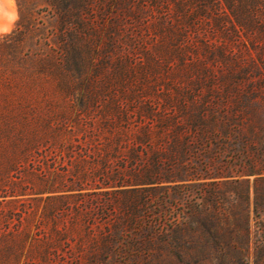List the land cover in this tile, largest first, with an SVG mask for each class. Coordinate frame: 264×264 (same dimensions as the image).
<instances>
[{"label":"rangeland","instance_id":"374dc122","mask_svg":"<svg viewBox=\"0 0 264 264\" xmlns=\"http://www.w3.org/2000/svg\"><path fill=\"white\" fill-rule=\"evenodd\" d=\"M34 1L39 29L24 49L36 48V40L55 49L49 9ZM122 13L107 10L114 26L102 35L116 43L111 51H101L92 88L77 85L53 97L55 105L34 126L38 149L6 179L0 164V264H264V32L237 26L234 32L228 22L213 30L187 27L185 55L163 58L162 48L171 45L154 30L159 22L150 27L152 39L130 46L125 25L131 20ZM144 15L159 21L152 11ZM168 16L183 26L175 6ZM17 20V0H0L5 42L11 43ZM88 40L79 47L85 58L94 37ZM113 101L128 111L129 132L148 126L151 143L139 148L146 167L162 143L159 120L168 125L165 129L172 127V117L191 128L190 120L204 114L203 137L188 145L180 162L171 163L174 181L164 175L159 183L116 185L95 173V158H109L113 149L105 145L103 132L108 119L119 121ZM127 140L110 156L111 166L130 161L132 139ZM110 193L120 200L141 195L137 214L143 219L127 226L118 209L107 218ZM174 216L175 235L186 240L182 247H149L144 256L133 249V242L170 238L166 224ZM145 222L152 224L146 232ZM104 237L109 238L105 248Z\"/></svg>","mask_w":264,"mask_h":264},{"label":"trees","instance_id":"16d2710c","mask_svg":"<svg viewBox=\"0 0 264 264\" xmlns=\"http://www.w3.org/2000/svg\"><path fill=\"white\" fill-rule=\"evenodd\" d=\"M41 1L49 9L50 19L54 22L51 40L57 48L53 49L47 43L39 44L36 40L34 44L36 48L27 45L24 49L27 38L39 29L37 17L33 16V9L36 6L34 0H17L18 20L15 31L9 34L13 39L8 43L3 40L4 36L0 37V164L2 163L1 176L5 179L22 161L29 160L31 153L38 149L39 131L34 126H37L35 124L38 120L45 117L44 110L55 105L53 97L61 92H72L77 85L84 90L92 88L94 77L99 70L101 51L105 49L111 51L116 43L108 34L102 35L103 30L114 26L111 16H107V10L111 7L121 9L122 14L131 20L125 25L129 28L126 35L132 42L130 46L138 44V47H142L144 43L140 44L141 39H152L150 27L159 22V28L154 30L171 45L162 48L163 58H168L172 54L177 57L185 55L182 43L187 37V27L196 29L199 26H209L213 30V27L224 28L228 22L234 32L236 26L241 30L257 29L264 32V0ZM28 4L32 6L29 9ZM171 6H175L179 11L180 19L184 20L183 26L179 27L169 19ZM112 11L110 15L115 17L113 14L116 12ZM148 11L158 14L159 21L145 18L144 14ZM97 13L103 16L97 18ZM90 35L94 37V40H91V54L85 58L79 47L89 43ZM77 76L80 78L75 83L74 79ZM112 107L119 121L108 119L104 123L103 132L107 136L105 145H112L113 149L112 152H107L109 158L105 155L95 158L93 161L95 173L112 183H117L116 185L159 183L164 175L166 179H170L169 181H174L177 174H172L171 163L180 162V157H183L188 145L194 141L197 143L203 137L204 114L201 112L196 116L197 123L196 120H190L191 128L180 125L175 117H172V127L165 129L168 125L159 120L158 138L162 139L161 144L166 148L161 149V144L157 146V154L149 158L151 166L146 167L142 160L144 150L139 148L151 143L148 126L140 128L138 133L129 132V126H125L129 125L128 111L121 109L117 101H113ZM163 119H166L165 116ZM47 130L61 132L60 128L52 126H46ZM129 138L132 139V145L127 152L130 161L116 167L111 166L110 156L119 153V148L128 143ZM111 194L106 199L110 204L107 218L118 209L119 219L123 223L126 222L127 226L135 225L143 219V215L137 214V209L141 205V195H128L125 196V200H120ZM198 224L205 226L201 220ZM144 225L143 231L152 229V224L145 222ZM155 225L159 226L160 223ZM166 225L173 232L170 238L159 236L156 242L145 240L133 242L131 246L135 250H143L142 255L149 247L154 250L182 247L186 240L175 235V228L178 226L176 216L170 218ZM106 237L102 238L104 248L109 240Z\"/></svg>","mask_w":264,"mask_h":264}]
</instances>
